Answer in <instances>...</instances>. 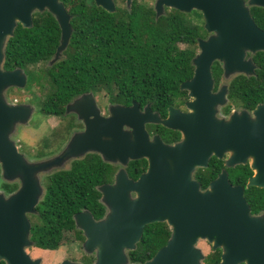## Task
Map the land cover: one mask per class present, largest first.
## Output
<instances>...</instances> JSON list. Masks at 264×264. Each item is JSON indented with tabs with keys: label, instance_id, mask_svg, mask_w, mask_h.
Listing matches in <instances>:
<instances>
[{
	"label": "water",
	"instance_id": "1",
	"mask_svg": "<svg viewBox=\"0 0 264 264\" xmlns=\"http://www.w3.org/2000/svg\"><path fill=\"white\" fill-rule=\"evenodd\" d=\"M91 1L107 13L114 9L112 0ZM129 3L124 0L125 7ZM249 7L264 10V0H154V18L172 9L197 11L202 20L206 36L196 40L198 53L190 59L191 75L178 85L179 91L186 90L192 98L184 103L189 111L167 108L166 116L158 119L147 104L138 111L130 102L108 106L107 116L102 117L89 93H82L64 104V112L70 110L82 120L81 130L71 133L54 156L29 161L17 151L10 136L15 125L28 121L32 107L5 101V89L21 88L25 77L19 68L1 69L3 47L16 24L29 28L31 14L45 11L59 31L49 66L59 60L67 44L69 15L58 0H0V177L18 181L15 191L0 194L3 264H38V259H30L24 252L32 246L25 214L35 213L33 207L43 193L36 174L62 170L64 163L86 153L118 166L109 183L94 187L102 215L93 219L82 209L71 216L73 228L83 238L81 250L92 256L90 264H127L124 251H132L144 225L154 222L167 228L164 244L142 263L128 264H198L202 259L194 247L198 240L219 250L214 264H264V211L249 213L243 188L231 185L224 169L246 164L251 174L244 187L264 190V104H256L249 115L237 111L216 123L212 107L223 103L226 89L210 93L209 77L212 61L221 62L223 77L253 74L250 59H243L244 51L264 52V31L250 19ZM209 32L214 33L211 38H207ZM144 124L176 131L179 139L166 144L155 135L148 136ZM224 153L223 168L200 189L192 178L193 170L205 168L210 156L220 159ZM136 159L145 161V169L131 180L124 168ZM58 264L76 263L62 260Z\"/></svg>",
	"mask_w": 264,
	"mask_h": 264
},
{
	"label": "trees",
	"instance_id": "2",
	"mask_svg": "<svg viewBox=\"0 0 264 264\" xmlns=\"http://www.w3.org/2000/svg\"><path fill=\"white\" fill-rule=\"evenodd\" d=\"M58 1L69 15L70 27L59 60L38 70L28 69L47 63L57 45V25L45 11L31 14L29 28L16 24L3 47L1 69H21L26 76L25 89L36 86L42 92L41 100L36 102L38 113L59 116L63 105L74 96L97 87L108 91L109 102L123 106L133 102L138 108L147 104L150 110L163 115L166 107L180 96L179 83L191 75L190 59L196 40L205 37L200 14L193 10L180 13L165 9L163 15L154 18L150 5L137 0H130L128 7L114 4L111 13L94 6L91 0ZM248 11L254 25L264 31V10L250 7ZM180 44L183 48L178 47ZM251 61L254 64L251 76L236 75L229 80L228 103L224 107L264 104V52L256 51ZM146 129L164 142L178 137L176 131L159 125H146ZM46 146L44 140L32 156H43ZM144 167L145 161L137 159L128 161L124 170L133 180ZM221 168L220 160L209 157L206 167L196 169L193 178L204 188ZM224 169L227 181L243 188L242 197L249 213L264 211V190L244 187L251 174L248 166ZM114 170L115 166L88 153L71 160L66 169L45 176L42 196L33 207L34 215L29 216L28 238L32 246L53 251L70 240L81 239L71 216L82 209L93 219L102 215L94 187L110 182ZM0 188L10 192L15 185L0 184ZM167 236L164 223L144 225L134 249L127 252L128 261L142 263L164 244ZM217 255L210 253L204 263L215 262Z\"/></svg>",
	"mask_w": 264,
	"mask_h": 264
},
{
	"label": "rangeland",
	"instance_id": "3",
	"mask_svg": "<svg viewBox=\"0 0 264 264\" xmlns=\"http://www.w3.org/2000/svg\"><path fill=\"white\" fill-rule=\"evenodd\" d=\"M146 3L147 5H150V7L153 5L154 0H137ZM242 2H245V0H241ZM113 7L114 4L116 5H124V0H112ZM245 5V3H244ZM214 35V33L209 32L207 38H211ZM206 36V34H205ZM179 48H183V45H178ZM194 54L198 53V47L195 43L193 46ZM248 53L244 51L243 59L245 60V54ZM250 54V53H249ZM221 64V62H219ZM48 66V63L44 64H38L34 67H28L30 70H38L43 66ZM221 70L223 69V65L221 64ZM234 74V73H233ZM228 76H220V83L217 85L216 90H222L223 88L226 89V84L229 78L233 75ZM25 77L24 85L21 88H7L4 91V97L5 101L12 102V103H26L30 107H32V113L30 115V118L25 124H17L14 127V131L10 136V139L13 141L14 145L16 146V149L18 152H20L27 160L35 161L37 159H46L49 157L54 156L59 152L60 148L64 143H66L68 137L71 133L76 134L80 131V129H75L76 124H80L82 128L81 119L76 118L75 114L73 112H64V105L62 107V112L58 116H42L37 111L36 102H39L42 98V92L36 87H31L29 90L25 89V83H26V76L23 73ZM181 94L180 96L176 97L174 99V102L171 106H169L170 109L177 110L178 112H188L189 109L184 106V103L191 101L192 98L187 95L186 90H180ZM87 93H89L90 98H92L93 104L95 108L98 111V115L105 117L107 116V107L114 105L115 103L109 102L108 98V91H106L103 88H93L90 89ZM14 100L15 102H13ZM226 105L225 99H223V103L219 105H214L212 107V119L216 123H220L225 121L232 113L237 112L236 110H232L228 113L224 114H218V109L220 107H223ZM177 107H180L183 109V111L178 110ZM238 107V106H233ZM101 108H103V115L101 114ZM245 112V111H244ZM247 113V112H245ZM250 113V112H249ZM249 113H247L249 115ZM44 140L47 141V146L44 148L45 154L43 156H40L38 158H34L32 156V153L34 149L38 148L39 144L43 142ZM227 157V153L222 154L221 159H225ZM70 162V161H69ZM68 163H64L62 165L63 169H66L68 167ZM118 166L115 165V169ZM57 169L51 170L46 173H37V181L40 187L43 188V179L45 176L49 175L50 173L56 171ZM196 169L193 170L192 174L194 173ZM0 184H14L15 188L12 189L10 192H5L0 188V194L3 196H6L8 193H11L15 191V189L18 186L17 179L10 181H5L0 177ZM131 196V195H129ZM40 200V199H39ZM38 200V201H39ZM37 201V202H38ZM34 215L32 213L25 214V218L29 224V216ZM75 230V229H74ZM78 232L79 237L81 239H74L70 240L65 245L60 246L57 250L48 251V250H39L33 246L27 247L24 249V252L28 255L30 259H38V264H58L62 260H68L71 262H74L76 264H90L92 261V256L85 254L81 250V242L83 241L82 235L78 230H75ZM207 243H205L203 240H198L194 247L198 248L201 252L202 259L203 255L208 252L207 250ZM127 250L124 251L125 256H127ZM202 259L198 262V264H205L202 262ZM85 260H89L88 263H85ZM129 262L127 261V264Z\"/></svg>",
	"mask_w": 264,
	"mask_h": 264
},
{
	"label": "flooded vegetation",
	"instance_id": "4",
	"mask_svg": "<svg viewBox=\"0 0 264 264\" xmlns=\"http://www.w3.org/2000/svg\"><path fill=\"white\" fill-rule=\"evenodd\" d=\"M250 8V7H249ZM249 8H247V11H248V9ZM248 15H249V17H250V19L252 20V18H251V15L249 14V11H248ZM252 22H253V20H252ZM205 36V35H204ZM203 36V37H204ZM255 53V52H254ZM253 53V54H254ZM253 54H249V53H246L245 54V57L246 58H249L250 59V61H251V57L253 56ZM251 63H252V61H251ZM252 65H253V69H254V64L252 63ZM218 73V74H217ZM221 73H222V70H221V66H220V64L217 62V61H212L211 63H210V65H209V77H210V79H211V88H210V93H213L215 90H216V87H217V85L220 83V76H221ZM217 74V77L215 78V75ZM236 75H241V74H234V75H232L230 78H229V80H231V78H233L234 76H236ZM243 76V75H242ZM245 77V76H244ZM229 80L227 81V84H228V82H229ZM227 84H226V87H227ZM224 99H225V101H226V105H227V103H228V101H227V99H226V94H225V97H224ZM256 104H262V103H256ZM255 104V105H256ZM226 105H224V106H226ZM255 105L253 106V107H233V106H230V107H220L219 109H218V114H224V113H228V112H230V111H232V110H236V111H245V112H247V113H249L254 107H255ZM138 108V107H137ZM167 108H169V106L168 107H166V109H165V112H164V114L163 115H160L159 113H157V112H155V111H152V110H150L151 112H155V113H157V117H158V119H163L165 116H166V112H167ZM178 108V110H180V111H183V109L182 108H180V107H177ZM141 109H142V107H140V108H138V111H141ZM101 114L103 115V108H101ZM77 126H76V128L75 129H80L81 130V125L80 124H76ZM146 125H151V124H144V126H143V128H144V130H145V132L147 133V135L148 136H151V135H155V134H153V133H149L148 131H147V129H146ZM178 134V133H177ZM156 136V135H155ZM158 137V136H157ZM160 139V138H159ZM179 139V134H178V137H177V140ZM161 140V139H160ZM177 140H174V141H171V142H164V141H162V142H164V143H173V142H175V141H177ZM86 154H88V153H86ZM210 157H213V156H210ZM216 159V158H215ZM137 160V159H136ZM218 160H220L221 161V164H222V159L220 158V159H218ZM127 164V163H126ZM126 166V165H125ZM144 169H145V167H144ZM196 171V170H195ZM195 171H194V173H195ZM141 173V172H140ZM139 173V174H140ZM194 173L192 174V178H193V176H194ZM130 179V178H129ZM194 179V178H193ZM132 180V179H131ZM134 180V179H133ZM195 180V179H194ZM196 181V180H195ZM210 181V180H209ZM208 181V182H209ZM197 182V181H196ZM207 182V183H208ZM109 183V182H108ZM198 183V182H197ZM103 184H105V183H103ZM199 185V184H198ZM206 186V185H205ZM200 188V187H199ZM200 189H203V188H200ZM207 245V244H206ZM207 250H208V252L206 253V254H204L203 255V259H202V262H204L203 260H204V258L206 257V256H208L210 253H212V252H217V260L215 261V262H212V263H210V264H214V263H216L217 261H218V256H219V250L218 249H211L210 248V246L209 245H207ZM89 264V263H88Z\"/></svg>",
	"mask_w": 264,
	"mask_h": 264
},
{
	"label": "built area",
	"instance_id": "5",
	"mask_svg": "<svg viewBox=\"0 0 264 264\" xmlns=\"http://www.w3.org/2000/svg\"><path fill=\"white\" fill-rule=\"evenodd\" d=\"M13 102H15L14 100H12Z\"/></svg>",
	"mask_w": 264,
	"mask_h": 264
}]
</instances>
